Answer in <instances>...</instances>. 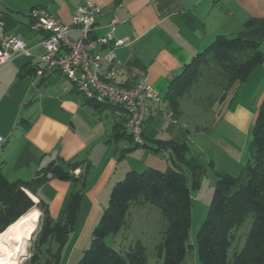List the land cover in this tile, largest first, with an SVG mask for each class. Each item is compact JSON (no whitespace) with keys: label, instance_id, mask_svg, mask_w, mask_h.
Returning <instances> with one entry per match:
<instances>
[{"label":"crops","instance_id":"0c3cea01","mask_svg":"<svg viewBox=\"0 0 264 264\" xmlns=\"http://www.w3.org/2000/svg\"><path fill=\"white\" fill-rule=\"evenodd\" d=\"M85 1L0 0L4 30L19 37L29 50L28 55L17 54L0 65L2 172L9 181L30 180L52 161H80L71 173L81 180L83 196L74 229L62 250L61 264L69 263L74 252L85 246L112 187L133 170L120 165L130 149L126 142H131L124 128L127 112L122 106L87 101L57 69L44 70L34 84L32 72H28L42 66L38 57L44 52L40 45L44 33L30 29L29 10L43 6L63 24L70 25L73 10ZM91 1L101 7L94 33L105 34L109 20L115 16L118 23L114 38H128L113 49L120 63L110 82L131 87L135 82L131 75L145 77L160 97L159 101L149 102L150 113L143 128L145 147L156 150L157 141L186 143L191 137L189 156H201L204 164L210 161L225 173L238 176L243 168L244 149L229 138V132L249 133L254 125L264 98V60L252 69L221 109L218 120L210 125L206 119L193 118L191 108L200 106L193 102L190 93L180 98V114L174 118L163 97L169 81L218 35L259 41L264 52V0ZM68 35L77 38L80 34L73 30ZM106 50L102 48L100 53ZM109 69L110 64L103 61L101 73L105 75ZM184 101L189 102V109L184 108ZM183 119L192 122L191 126ZM159 150H165L172 160L169 150ZM78 187L80 184L72 180L51 177L36 189V194L48 204L50 216L56 219L67 194ZM27 193L34 202L38 201L36 195ZM193 257L196 258L194 246Z\"/></svg>","mask_w":264,"mask_h":264},{"label":"trees","instance_id":"16d2710c","mask_svg":"<svg viewBox=\"0 0 264 264\" xmlns=\"http://www.w3.org/2000/svg\"><path fill=\"white\" fill-rule=\"evenodd\" d=\"M263 60L264 52L259 41L216 36L185 65L180 74L169 81L163 97L169 113L172 117L180 114V98L189 92L200 68H215L223 75L224 83L215 102L221 104L226 100L224 104L227 105L252 69ZM141 145L147 144L143 140ZM155 149L169 150L173 166L165 170L147 167L142 171L126 172L112 187L108 203L91 231L89 246L75 264H146L144 249L139 241L127 250L113 248L105 242L108 235L115 234L124 226L131 205L146 202L158 208L165 219L158 246V250L164 252L163 264H182L186 252L193 246L197 264H264V98L248 144V158L243 168L245 181L240 183L237 177L215 170L217 179L213 197L194 245L189 242L191 192L199 187L207 168L214 169V166L210 161L204 164L196 155L189 156L185 142L157 141ZM79 164L77 160L61 161L59 164L52 161L30 180L9 181L2 172L0 162V233L32 207L36 206L40 211V228L33 243L36 251L30 256L28 264H61L62 250L77 221L83 193L82 190H71L55 219L49 214L48 204L37 196L36 189L51 177L79 180L71 173ZM27 192L36 195L38 201L34 202L33 196ZM249 215L252 222L244 243L228 259L236 230Z\"/></svg>","mask_w":264,"mask_h":264},{"label":"built area","instance_id":"2783aa9c","mask_svg":"<svg viewBox=\"0 0 264 264\" xmlns=\"http://www.w3.org/2000/svg\"><path fill=\"white\" fill-rule=\"evenodd\" d=\"M100 13L99 5L86 0L73 10L71 23L66 25L43 6H34L29 10L30 29L44 33L40 41L44 52L38 57L42 66L33 68L32 84L43 75L44 70H59L86 99L122 106L127 112L125 131L134 144L141 145L144 122L150 113L149 102L159 101L160 97L145 77L131 75L135 79L131 87L110 82L109 79L120 63L113 49L125 43L128 38H114L113 32L118 23L115 16L109 20L105 34H95L96 17ZM73 30L79 32V37L68 35ZM102 48L107 49L104 54L100 53ZM17 54L28 55L29 50L19 37L6 33L0 12V65L12 60ZM103 61L110 64L105 75L100 71Z\"/></svg>","mask_w":264,"mask_h":264},{"label":"rangeland","instance_id":"374dc122","mask_svg":"<svg viewBox=\"0 0 264 264\" xmlns=\"http://www.w3.org/2000/svg\"><path fill=\"white\" fill-rule=\"evenodd\" d=\"M224 83L223 75L217 69H210L207 67H202L199 70L197 79L195 80L189 92L192 96L194 103L199 104L200 108L197 109L193 105L191 108L193 118L206 119V124L210 125L212 121L218 120L221 109L224 108L226 100L220 104V102H215L217 96L221 93V88ZM215 102L211 107L212 111H209L210 105ZM224 104V105H223ZM184 108H190L189 102L184 101ZM207 117V118H206ZM183 123L191 126V123L186 122L183 119ZM251 127L249 133H239L236 131L229 132V138L243 146V168L247 162L248 158V144L251 139L252 134ZM126 144L130 146L126 153L127 156L120 160V165L130 166L135 171H142L147 166H153L159 170H165L167 167L173 166L172 160L169 158V154L165 150H154L149 147L138 145L134 147V143L131 140L127 141ZM187 146L191 145V137H188L186 141ZM134 147V148H133ZM202 157L199 160L202 161ZM146 162H149L144 165ZM243 168L241 173L236 176L240 183L245 181V176L243 173ZM215 170L222 171L217 167L214 169L208 167L204 175L200 179V185L197 189L191 192L192 194V204H191V227L189 231V242L194 245L196 241V234L200 229L203 221L205 220L208 208L211 204L213 197V187L217 179ZM224 172V171H223ZM75 184H80V188L76 190H81V181L72 180ZM73 190V189H72ZM198 194V195H197ZM38 209V208H37ZM39 224L35 229L34 235L30 240H26L24 243L25 254L18 256L19 264H28L30 256L35 253L36 249L33 248V243L35 242L36 234L40 228ZM252 216L249 215L245 218L244 222L236 230V238L228 250V259L232 258L233 252L239 250L245 240V236L251 226ZM165 226V219L161 215L158 208L146 202L143 204H133L129 208V214L124 226L115 234H110L105 238V242L108 246H111L120 250H127L136 241H139L144 249V254L146 257V264H163L164 252L159 251L158 246L161 242L162 232ZM90 239L87 241L82 249H77L70 262L67 264L77 263L82 254L83 250L88 248ZM27 249V250H26ZM27 251V252H26ZM28 254V255H27ZM182 264H197V258L193 257V248L191 247L187 252L182 261Z\"/></svg>","mask_w":264,"mask_h":264},{"label":"bare ground","instance_id":"6f19581e","mask_svg":"<svg viewBox=\"0 0 264 264\" xmlns=\"http://www.w3.org/2000/svg\"><path fill=\"white\" fill-rule=\"evenodd\" d=\"M39 217L40 211L32 207L0 233V264L20 263L18 256L25 254L24 243L36 229Z\"/></svg>","mask_w":264,"mask_h":264},{"label":"water","instance_id":"95a60500","mask_svg":"<svg viewBox=\"0 0 264 264\" xmlns=\"http://www.w3.org/2000/svg\"><path fill=\"white\" fill-rule=\"evenodd\" d=\"M39 219H40V217H39ZM38 224H39V220H38V222H37V226H38ZM37 226H36V227H37ZM34 232H35V230L32 231V232L30 233V236L28 237V240L31 239V237L34 235Z\"/></svg>","mask_w":264,"mask_h":264}]
</instances>
